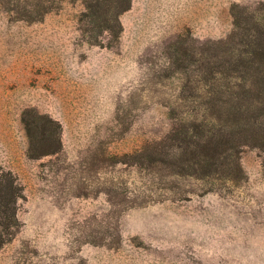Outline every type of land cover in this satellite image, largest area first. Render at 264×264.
Segmentation results:
<instances>
[{
  "label": "rangeland",
  "instance_id": "obj_1",
  "mask_svg": "<svg viewBox=\"0 0 264 264\" xmlns=\"http://www.w3.org/2000/svg\"><path fill=\"white\" fill-rule=\"evenodd\" d=\"M0 264H264V0H0Z\"/></svg>",
  "mask_w": 264,
  "mask_h": 264
},
{
  "label": "trees",
  "instance_id": "obj_2",
  "mask_svg": "<svg viewBox=\"0 0 264 264\" xmlns=\"http://www.w3.org/2000/svg\"><path fill=\"white\" fill-rule=\"evenodd\" d=\"M128 6H129L128 2H126V3L124 2V5H122V9H125ZM14 182H15V180L12 182L13 190H14V193H12V198H14V200H17L18 196L20 195V193H19V186L17 184H14ZM13 190H12V192H13Z\"/></svg>",
  "mask_w": 264,
  "mask_h": 264
}]
</instances>
